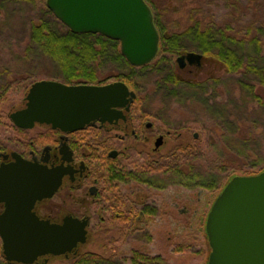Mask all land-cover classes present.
I'll return each mask as SVG.
<instances>
[{"label":"water","instance_id":"obj_1","mask_svg":"<svg viewBox=\"0 0 264 264\" xmlns=\"http://www.w3.org/2000/svg\"><path fill=\"white\" fill-rule=\"evenodd\" d=\"M45 4L71 32L118 41L120 53L131 66L150 63L158 52L159 34L145 0H46ZM134 94L122 81L97 85L42 79L30 86L24 107L9 118L25 129L39 123L73 131L94 120L108 129L118 128L122 118L118 108ZM65 172V162L50 169L20 158L0 164V201L6 202L3 216L10 217L11 207L26 211L17 215L25 217L17 230L0 229L7 258L30 263L43 256L68 257L76 254L78 242L85 241V219L66 216L56 224L31 212L37 199L52 196ZM205 232L208 264H264V169L228 181L209 209Z\"/></svg>","mask_w":264,"mask_h":264},{"label":"flooded vegetation","instance_id":"obj_2","mask_svg":"<svg viewBox=\"0 0 264 264\" xmlns=\"http://www.w3.org/2000/svg\"><path fill=\"white\" fill-rule=\"evenodd\" d=\"M223 3L230 9L225 11L221 27L230 25L231 20L236 24L254 19V7L258 4L261 8L258 7V11L264 13V0H223ZM244 15L247 17L243 18ZM238 32V29L226 30L224 35L239 38ZM206 38L208 44L209 32ZM175 54V76L183 84L210 85L217 77L215 67L225 69L219 60L211 56L208 47L205 53L180 50ZM202 76H207V79H201ZM133 92L131 100L127 97L118 108L122 115L118 128L108 129L99 120H94L73 131H62L39 123L25 129L14 125L9 118L10 113L7 115L13 133L9 145L0 140V164L20 158L50 169L65 162L66 172L52 196L37 199L31 208L40 220L61 224L66 216L85 219V241L89 230L96 226L105 234L115 226L123 236L143 229L153 222L156 215L168 211L165 210L167 207L162 208L159 201V195L168 188L177 189L180 185L192 192L193 186L178 184L176 180L177 153L181 144L186 147L191 141L198 140L203 129L197 128L200 132H193L192 127L198 122H189L188 118L178 120L174 127L170 126L158 111L150 109L148 103L151 96ZM162 169L165 170L163 173ZM207 193L209 196L210 191ZM215 197L208 205L205 199H201L199 210L205 214V219ZM5 203L0 201V229L17 230L19 221H25V217L17 215H25L26 211L11 207L10 217L3 216L6 213ZM169 204V207L177 206L176 202L172 204L170 201ZM95 214L99 215V224L91 223V215ZM144 214L152 215L151 220L142 222ZM133 215H137L136 223L119 222L120 216L129 220ZM202 224L199 223L205 228V223ZM200 226L197 229H201ZM84 242L77 243V254L79 245ZM57 256L69 260L68 264L75 258V255L66 257L61 254L43 256L30 263L9 259L4 253L0 236V264H48L50 258Z\"/></svg>","mask_w":264,"mask_h":264},{"label":"rangeland","instance_id":"obj_3","mask_svg":"<svg viewBox=\"0 0 264 264\" xmlns=\"http://www.w3.org/2000/svg\"><path fill=\"white\" fill-rule=\"evenodd\" d=\"M151 2L156 6L155 12L160 22V27H163L164 32L168 34H181L185 29L195 24L202 27L207 25L218 26L224 21L225 11L230 9L223 3V0H149L147 4L150 7ZM258 7L260 9L259 4L254 7V15L255 17L260 16L262 20L263 16L258 11ZM151 9L153 12L152 7ZM29 17L31 18L29 19ZM29 17L28 19L31 22L37 19L34 13L29 15ZM244 17H247V15H244ZM21 21L24 24L23 27L19 25V20L17 22L11 21V30L4 29L0 32V67L7 74V79H15L27 74L25 71L33 73L35 70L40 76L38 80L59 79L56 77L58 74L55 69L61 68V66L51 65L52 62L48 56H45V58L32 57L25 59L19 53V47L15 50L13 46L9 49L5 47L4 42L14 37L24 38L28 34V31L25 30L23 16ZM4 38L5 40L2 41ZM190 42L193 43L192 41ZM182 50L191 51L195 49L194 46H187L185 43ZM161 51L162 45L161 41H159L158 53L154 60L161 55ZM175 55L172 56V63L163 62V66L172 64L176 69ZM53 63L59 65L57 61ZM132 67L138 74L147 73L146 76L141 75L144 85L142 90L138 92L151 96L148 103L151 110L158 111L172 127L177 124L178 120L188 118L189 122H198L193 125V132H200L197 128L204 129L205 133L201 132L198 137L200 138L201 136L203 139L201 146L205 145L209 148L206 151L207 158L202 161L203 164L208 166L207 169L203 170L204 175L209 172L221 174L227 167L231 176L249 175L241 172L250 170L248 169L251 168L250 160L257 159V155L253 150L259 151V148L264 145V113L259 108L255 109L254 101L246 93H243L245 90L237 83L242 77L240 72L228 73L222 67H215L214 73L217 77L214 78V82L208 85V94L206 93L204 96L208 99L207 106L212 109L209 112L203 111V104L196 100L199 95H192L190 90H194L192 87L195 85L183 84L182 86L186 93L182 96L181 93L175 96L163 95L159 91L157 84H155L158 76L153 75L156 70L151 67V64L144 67L145 69L143 67ZM42 68L45 69L43 70ZM106 69L110 73L121 72L126 74L130 71L128 65H119L113 62H109ZM175 69L173 73L176 72ZM151 71L153 73H150V77H148V72ZM206 77L202 76L201 79H207ZM248 77L255 82V77ZM113 80L115 78H110L106 82ZM30 86L28 85L25 91L19 90V92L14 87L6 92L4 108L0 111L5 121L0 126L2 134L0 140H3L1 143L9 145V138L13 130L7 115L24 106L25 95ZM166 91L168 93V90ZM207 192V189L199 187H192L191 192L180 185L177 186V189L168 188V190L159 195L162 208L165 206L167 207L165 210L168 211L156 215L152 223L139 231L128 232V235L122 234L123 236H121L120 231L115 229V226H113L114 231L112 230L105 234L104 230H98L99 227H92V225L86 241L79 245L78 254L76 252L74 255L92 252L112 257L123 264H130L124 258L129 256L132 249L139 248L141 250L145 249L153 255L160 254L167 264H208L209 246H207V237L205 238L206 235L203 232L205 228L201 227L203 226L202 223H204L205 214L200 213L201 210L199 208L202 198L206 200L208 205L218 191H210L209 196ZM170 201L172 204L174 202L177 203L176 208L173 205L169 207L171 205L169 204ZM91 223L99 224V215H91ZM199 226L201 229H197ZM200 250H202L201 253ZM68 261L63 256H57L50 258L48 264H68Z\"/></svg>","mask_w":264,"mask_h":264},{"label":"trees","instance_id":"obj_4","mask_svg":"<svg viewBox=\"0 0 264 264\" xmlns=\"http://www.w3.org/2000/svg\"><path fill=\"white\" fill-rule=\"evenodd\" d=\"M145 1L148 2L149 0ZM150 4L154 10L153 20L155 26L158 28L162 45L161 55L150 64L151 67L156 70L153 74L154 76H158L155 80V84H157L159 91H161L163 95L168 94L170 96H175L181 93L182 96L186 93L182 86L183 83H180L176 79L175 73H173L175 67L172 64L163 66V62L172 63V56L176 52L182 50L186 43L187 46H194L195 50L204 53L208 47V51L210 49V53L212 54L211 56L223 64L226 72H240L242 77L237 83L245 90L243 93H246L247 96L254 101L255 109L259 108L262 110V113H264V13H261L263 16L262 20L260 16L250 21H241L236 24L231 20V24H226L224 27H221V23L218 26L212 25L209 27H202L195 24L185 29L181 34H168L164 32L163 27H160V22L155 12L156 6L152 2ZM32 13L36 14L37 19L31 22L29 20L31 18L29 15ZM22 16L25 23V30L28 31V34L24 36V38L14 37L4 42L5 47L9 49L13 46L15 47L13 48L14 50L19 47L20 50L18 51L25 59H30L32 57L45 58V56H48L52 62L51 65H55L56 67L61 66V68L55 69L58 74L56 77L59 78L56 80L66 84H99L106 82V80L110 78H115V80L123 81L129 88L135 91L140 92V90H142L144 84L141 75L146 76L147 73L138 74L137 71L128 64L120 53L118 41L107 38L101 34L71 32L47 9L45 0H0V32L4 29L11 30V21L17 22V20H19V25L23 27L24 24L21 21ZM236 29L239 31V38L226 37L224 35V31ZM207 32L210 33L208 44L206 43ZM4 40L5 38L2 39V41ZM54 61L59 62V65L54 64ZM109 62L119 65H128L130 71L126 74L121 72L110 73L106 71ZM146 66L142 67L144 68ZM42 69L44 70L45 68ZM25 72L27 74L21 77L7 79V74L3 68L0 67V82L2 81V86L0 85V111L4 108L3 105L8 90L16 87L17 91H25L28 85H31L40 77L38 73H36L37 70L33 73ZM150 73H153V71L148 72V77H150ZM248 76L255 77V82L251 81L252 79ZM192 88H194V90H190L192 95H199V98L196 100H199L203 104V111L211 112L212 109L207 106L208 99L204 97L206 93L208 94V85H195ZM166 90H168V93ZM4 122L3 115L0 112V126H2ZM202 131L205 133L204 129ZM1 135L0 132V138H2ZM242 139L245 140L244 138ZM202 140L200 136L198 140L191 141V144L188 143L186 147L181 144L178 148V163L175 172L176 180L178 184L190 188L193 186L205 188L211 192L218 191L223 188L234 175L231 176V174L228 173V167L224 169L221 174H212V172H209L204 175L203 170L207 169L208 166L203 164L202 161L207 158L206 151L209 150V148L205 145L201 146ZM259 149V151L256 149L253 150L257 155V159L250 160L251 168H248L250 170H243L241 172L242 174H256L264 169V145ZM164 171L165 170H163L162 173ZM151 216L150 214H144L142 216V218L144 217L142 222H148L151 220ZM129 218V220H126L125 217L120 216L119 222H137V215L130 216ZM203 232L205 234L204 229ZM201 251L202 250H200V253ZM124 259L130 262V264H167L160 254L153 255L145 249L141 250L139 248L132 249L129 256ZM72 264L123 263L104 255L85 252L75 256Z\"/></svg>","mask_w":264,"mask_h":264}]
</instances>
